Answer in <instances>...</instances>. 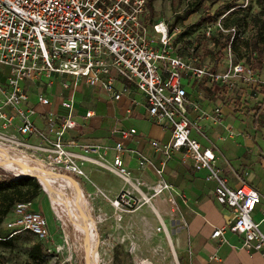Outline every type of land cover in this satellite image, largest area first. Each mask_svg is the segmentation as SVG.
I'll return each instance as SVG.
<instances>
[{"label":"built area","instance_id":"1","mask_svg":"<svg viewBox=\"0 0 264 264\" xmlns=\"http://www.w3.org/2000/svg\"><path fill=\"white\" fill-rule=\"evenodd\" d=\"M146 3V0H0V65L7 69L6 74H0V158L11 162L13 156H21L30 162H42L46 170L80 179L85 176L83 164L96 161L90 155L103 157L95 145L81 146L80 153L67 148L74 144L66 139V134L76 127L73 108L76 88L80 84L98 88L113 101L138 93L148 117L170 130L166 144L150 142L163 158L156 173L162 174L174 152L184 151L195 171L206 170L207 179L215 181V201L231 212L222 227L213 229L211 239L225 242L223 234L229 232L242 238V248L264 254V232L252 218L262 197L245 183L236 188L228 186L216 166L213 150L203 147L192 136L194 131L200 133V129L189 117L191 102L187 92L192 82L205 81L221 96L232 92L240 82H251L255 87L262 82L250 67L233 60L230 45L216 70L202 63L196 48L188 49L185 56L178 55L174 42L181 29L159 21L152 24L150 31L142 19ZM212 34V28L207 26L205 35ZM54 76L73 78L72 83L63 84L67 89L72 87L60 102L63 114L52 110L51 100L45 94L37 93L32 99L29 93L30 86L44 80L49 84ZM213 114V120L219 121L221 110L216 108ZM91 116V112L86 113L87 118ZM35 118L42 121V127ZM134 133L130 129L121 135L126 138ZM113 149L117 154L112 167L119 177H128L120 156L122 144L116 142ZM103 161L96 163L106 165ZM0 171L14 178L30 174L28 169L10 172L1 164ZM171 189V185L161 182L159 193ZM121 193L119 202L124 203L125 194ZM30 205H14L18 219L12 224V235L25 231L44 240L47 236L44 219L31 211Z\"/></svg>","mask_w":264,"mask_h":264},{"label":"rangeland","instance_id":"2","mask_svg":"<svg viewBox=\"0 0 264 264\" xmlns=\"http://www.w3.org/2000/svg\"><path fill=\"white\" fill-rule=\"evenodd\" d=\"M151 8L150 10L146 5V10L142 15V19L145 20L150 31L152 24L159 21L170 27L177 26L181 29V34L174 42V49L178 55L185 56L188 49L196 48L202 63L213 67L214 70L219 69V64H222L225 55V50L220 49L221 44H223L226 35L233 36L235 34L234 44L239 51L232 48L233 60L248 67H250V63L256 61L254 49L259 46L260 38L264 39V2L259 3L258 0H153ZM191 8L194 11L186 20L174 23V17L177 14L182 15ZM207 26H210L213 31L210 37L205 35ZM262 60L263 68L261 70L257 71L250 67L262 83L255 87L251 82H240L232 92L228 93L232 97H237V107H243L247 111L244 115L246 120L242 121L243 123L248 124L250 118V121L253 120L258 127L264 128V56ZM222 67L220 66V68ZM6 72L7 69L0 65V74H6ZM56 77L58 78L56 79L57 84L50 85L52 88L48 85L44 87L48 95L54 93L56 96H61L62 91L65 94L68 90L63 86V81L69 80L70 83L73 81L72 77ZM183 83L186 84L185 81ZM40 88L41 85L38 84L37 89ZM190 88L212 94L211 87L205 81L192 82ZM82 91L77 93L73 107L76 121L81 120L85 114V107L81 105V102H78V98L83 99L84 91H91L92 99L96 100L94 110L97 116L92 119V126L100 123L108 114H112L113 104L101 99V97H109L107 93L98 88H88L87 86ZM98 98H100L99 102H97ZM217 122L219 123L220 120ZM195 127H200L199 122L195 123ZM71 132L74 131H67V133ZM259 133L264 135V129L259 131L258 135ZM98 136L103 135L99 134ZM98 147L103 159L96 155L89 157L96 161L107 162L109 160L112 166L113 157L117 152L110 146L99 145ZM124 152L127 150H123L121 154ZM141 161L138 160L136 167L128 166L127 168L132 185L116 174L121 179L122 185L113 193L102 192L99 188H94L95 191L92 192L84 189V184L87 181L91 182L89 174L90 166H95L93 162L83 164L82 170L85 177L75 178V182L87 201L92 215L90 220L94 219L95 221L94 233L98 264H142L141 261L149 264H176L171 249L165 241L162 226L153 213L154 211H151L150 204L144 200L145 197L149 201L152 197V200L162 197L166 198L170 204L169 197L164 195L165 190L157 194L154 192V187L161 183L160 179H157L158 174L154 168L151 170L155 181H148L141 176V172H144L147 167L144 162L141 165ZM37 163L42 167V162ZM96 167L100 168V166ZM18 179L20 178H14L11 174L6 175L0 171V182L4 183L10 180L15 182ZM42 188L40 186L38 197L32 201V204H36L31 211L39 213L44 219L46 238L39 240L25 231L12 235V224L18 219L12 208L0 225L1 238L13 236L8 240L7 245H0V264H87V255L80 246L81 234H85L86 231L80 227L75 232L70 224L65 223L54 211L48 193ZM120 192L125 194L124 203L119 202ZM77 215L75 216L76 220H80V216ZM165 218L166 224L172 218L168 214V207ZM88 221L87 219L85 223H89ZM36 243L42 244L45 252L32 258L29 253L30 248Z\"/></svg>","mask_w":264,"mask_h":264},{"label":"crops","instance_id":"3","mask_svg":"<svg viewBox=\"0 0 264 264\" xmlns=\"http://www.w3.org/2000/svg\"><path fill=\"white\" fill-rule=\"evenodd\" d=\"M56 79L58 78L54 76L49 84L44 80L40 83V89H37L38 84L30 86L29 93L32 99L37 93L45 94L51 100L52 110L57 114H63L60 102L70 94L71 87L66 88L68 92L65 94L62 91L61 96L54 93L48 95L44 88L46 85L52 88L53 84H57ZM190 86L187 88L191 102L188 109L189 117L192 122H199L200 125V133L194 131L192 136L203 147L213 150L216 166L228 186L236 188L245 183L261 195L262 202L254 210L252 218L260 223V228L264 232V135L262 133L258 135L264 128L258 127L250 118L248 124L242 122L246 120L244 115L247 111L243 107H237V97L230 94L217 95L213 89L212 94H209ZM85 87L86 85L80 84L76 88L79 90L74 93V104L77 93L83 92L82 89ZM83 94V99L78 98V102L85 107V114L79 121L74 119L76 127L71 130L74 132L66 134V139L74 142L67 148L80 153V147L84 145H106L113 148L114 144L119 142L123 146L122 151L127 150L122 154V151L120 152L124 166L136 167L138 160H142L147 167L141 172V176L148 181H155L151 169H159L163 158L156 153L150 142L156 141L160 144L169 142V128L155 123L148 117L143 98L138 93H132L131 97L124 96L119 101L101 97L106 102H111L114 110L100 123L92 126V119L97 116L94 110L96 100L92 99L91 91H84ZM99 101L100 98L97 102ZM215 108L222 112L219 123L213 120ZM39 110L42 108L39 107ZM87 112H91L92 116L87 118ZM34 121L42 127L40 119L35 118ZM130 129H134L135 133L124 138L121 132ZM30 142L34 140L30 139ZM106 163V165L95 163V166L93 164L90 166L91 182L87 181L84 189L92 192L95 191L94 188H99L102 192L113 193L121 187L122 181L117 177L111 162L107 160ZM158 178L172 187L171 190H165L164 194L169 197L170 204L166 198L158 197L152 200V197L150 204L157 214L151 207L150 209L163 228L165 241L176 264H264V254L242 248V238L239 236L224 232L225 242L211 239L213 229L222 227L231 216V212L215 201V181L207 179L206 170L195 171L193 162L184 151L172 154ZM122 179L132 185L130 178ZM35 204L31 203L30 210L35 208ZM167 207L168 214L172 216L168 224L165 222Z\"/></svg>","mask_w":264,"mask_h":264},{"label":"bare ground","instance_id":"4","mask_svg":"<svg viewBox=\"0 0 264 264\" xmlns=\"http://www.w3.org/2000/svg\"><path fill=\"white\" fill-rule=\"evenodd\" d=\"M13 159L14 161L7 162L1 160L0 158V164L4 167V169L13 173L24 172L25 169H28L30 174L37 176L41 186L48 193L52 207L56 214L65 223L70 224L75 232L76 229L80 227L84 228L86 231L85 234H81L82 242L80 243V246L87 255V264H98L94 233L95 221L94 219L90 220L92 215L87 206V201L84 199L83 193L81 192L78 184L75 182V179L62 177L54 170L43 169V164L41 167V164L37 162H30L21 156H13ZM92 162L96 163L97 161ZM123 178L129 179L127 176ZM159 189L160 183L154 187V192L156 194L159 193ZM144 200L150 204L149 199L145 197ZM150 206L157 214L151 204ZM76 214L80 216V220H76ZM87 219L89 220V223H85ZM141 263L149 264L145 261H141Z\"/></svg>","mask_w":264,"mask_h":264},{"label":"trees","instance_id":"5","mask_svg":"<svg viewBox=\"0 0 264 264\" xmlns=\"http://www.w3.org/2000/svg\"><path fill=\"white\" fill-rule=\"evenodd\" d=\"M153 0H148L146 5L151 8V3ZM259 3L264 2V0H258ZM193 9L186 10L182 15L177 14L174 17V23L184 21L188 18L189 15L193 13ZM235 35V34H234ZM230 34L225 36L223 44H221L222 50H225L228 45L233 51H239L234 44L235 36ZM233 48V49H232ZM254 54L257 57L256 61L250 63V67L254 70H261L263 68V56H264V39L260 38L259 46H256L254 49ZM249 63V60L247 61ZM40 192V185L36 179L30 177H22L15 182L12 180L0 182V225L3 223V220L8 215L10 210L14 207L16 203H32V201L38 197ZM13 237L9 236L6 238L0 237V245H7L8 240ZM44 247L40 243L33 244L30 248V256L33 258L37 255H42L44 253Z\"/></svg>","mask_w":264,"mask_h":264},{"label":"water","instance_id":"6","mask_svg":"<svg viewBox=\"0 0 264 264\" xmlns=\"http://www.w3.org/2000/svg\"><path fill=\"white\" fill-rule=\"evenodd\" d=\"M61 176H62V177H65V178H70V179H71V177H69V176H67V175H61ZM28 177L33 178V179H36V180L38 181L39 185L41 186V184H40V182H39L37 176H35V175H33V174H28ZM79 185H80V184H79ZM41 187H42V186H41ZM42 189H43V188H42Z\"/></svg>","mask_w":264,"mask_h":264}]
</instances>
